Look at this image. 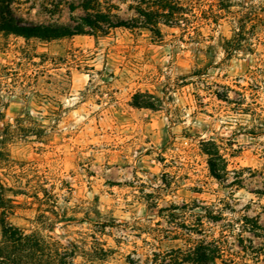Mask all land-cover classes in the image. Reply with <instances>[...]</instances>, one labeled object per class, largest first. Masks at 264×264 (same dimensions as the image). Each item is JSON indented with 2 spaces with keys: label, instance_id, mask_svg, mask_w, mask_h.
Masks as SVG:
<instances>
[{
  "label": "rangeland",
  "instance_id": "374dc122",
  "mask_svg": "<svg viewBox=\"0 0 264 264\" xmlns=\"http://www.w3.org/2000/svg\"><path fill=\"white\" fill-rule=\"evenodd\" d=\"M109 1L137 16L136 1ZM80 2L12 9L71 24ZM177 2L179 19L158 30L0 31L5 219L44 239L21 248L23 264H204L194 259L215 246V264H264V0ZM211 143L226 159L219 177Z\"/></svg>",
  "mask_w": 264,
  "mask_h": 264
},
{
  "label": "trees",
  "instance_id": "16d2710c",
  "mask_svg": "<svg viewBox=\"0 0 264 264\" xmlns=\"http://www.w3.org/2000/svg\"><path fill=\"white\" fill-rule=\"evenodd\" d=\"M137 2V16L131 21L118 18L112 10L115 8L109 0H81L78 5L70 4L73 10L81 7L84 14L78 17H72L71 24H50V23H26L20 20L13 12L12 5L16 0H0V31L7 34H14L25 39L36 37L40 39H57L69 37L75 34L97 35L106 32L109 28L117 27H145L156 30L160 23L167 24V20L179 19L182 7L178 5V0H134ZM143 4L148 5L143 7ZM164 20V21H161ZM158 30V29H157ZM138 106H152L149 102L135 101ZM211 148H205L204 151L209 155L208 165L210 172L219 177L221 172L226 170V159L219 152V147L214 144ZM10 199L0 194V262L5 264H23V255L19 252L21 248L27 247L30 254L41 250L44 239L37 233H24L17 226L6 221V212L11 208ZM257 228H260L259 226ZM221 254L219 246L215 249L204 250V253L198 254L196 262L204 264H215L216 258ZM49 264H62L60 259L53 257ZM160 264H171L170 261H163Z\"/></svg>",
  "mask_w": 264,
  "mask_h": 264
}]
</instances>
